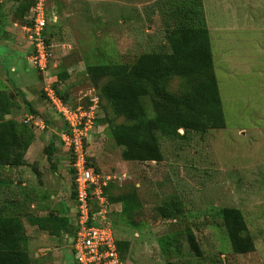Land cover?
<instances>
[{
	"label": "rangeland",
	"instance_id": "rangeland-1",
	"mask_svg": "<svg viewBox=\"0 0 264 264\" xmlns=\"http://www.w3.org/2000/svg\"><path fill=\"white\" fill-rule=\"evenodd\" d=\"M22 2L0 0V87L15 94L14 76L23 79L29 104L16 96L20 108L7 117L31 127L39 146L33 155L43 165L33 162L16 172V208L27 203L35 209L44 204L60 208L59 200H71L70 155L59 140L64 120L44 93L45 86L53 88L57 73L66 70L68 78L57 84L66 104L81 109L95 105L99 127L89 132L85 148L94 165L111 177L108 193L135 188L142 203L135 216L138 228L122 219L119 203L107 213L115 238L129 241L124 264H264V0H202L225 126L190 132L182 139L161 138L159 162L121 157L122 147L106 134L108 123L97 122L104 113H114L85 74L87 62H135L166 45L164 25L171 22L163 21L159 0H46L47 12L56 16L47 24L51 54L45 72L28 59L17 11ZM167 86L178 90L180 80L172 78ZM50 140L56 150L48 159L44 150ZM171 194L182 204V217L176 220L156 210ZM222 206L241 210L253 251L232 253L216 215ZM182 226L192 228L200 257L187 254L184 240L183 257L160 251L157 238ZM70 239L47 236L33 248V264H74L66 247Z\"/></svg>",
	"mask_w": 264,
	"mask_h": 264
},
{
	"label": "trees",
	"instance_id": "trees-1",
	"mask_svg": "<svg viewBox=\"0 0 264 264\" xmlns=\"http://www.w3.org/2000/svg\"><path fill=\"white\" fill-rule=\"evenodd\" d=\"M32 4L33 0H23L18 5L21 24L28 23L26 16ZM157 7L163 21L171 22L164 25L166 45L147 52L135 62L109 60L87 62L85 65L89 82L98 88L99 95L114 113L113 116L104 113V118L97 119V122L108 123L106 134L116 145L122 147L121 157L124 160L159 162L163 159L161 138L182 139L190 132L205 133L225 126L202 0H159ZM2 16L1 14L0 18ZM169 25L172 26L167 27ZM47 27L49 26L45 27L44 35L46 43L50 44L51 31L47 32ZM67 78L68 73L63 70L57 73V80L52 84L56 95L64 103V93L58 90L57 84ZM172 78L180 80L178 90L168 88V81ZM102 79L104 82L100 83ZM17 89L15 95L0 88V166L25 165V152L35 138L26 122L12 116L7 117L20 108L16 96L23 94ZM22 100V103L29 104L24 97ZM117 118H122L123 121L116 122ZM95 125H98L96 121ZM63 126L61 131H66L65 122ZM180 128L183 133H179ZM53 143L50 140L44 150L48 159L56 150ZM72 161L73 157L70 155L69 167ZM96 169L99 170L97 167ZM70 171L72 172L71 167ZM107 186L108 184L102 187L107 202L119 203V215L126 224L134 228L140 227L135 216L142 203L135 188L112 195L108 193ZM74 198L73 186L71 199L74 201ZM90 204L91 210L99 208L94 199ZM156 210L163 218L176 220L182 217V204L175 194H171ZM216 215L220 218L219 225L228 239L232 253L244 254L254 250V240L239 208L222 206L217 208ZM26 220L51 235L58 234L67 223L64 217L53 213L43 216L29 214ZM182 240L187 244V254L201 256L196 235L188 226L159 236L157 243L162 254L183 257ZM27 241L22 215L0 212V264H33ZM115 242L124 262L129 241L116 239Z\"/></svg>",
	"mask_w": 264,
	"mask_h": 264
},
{
	"label": "built area",
	"instance_id": "built-area-1",
	"mask_svg": "<svg viewBox=\"0 0 264 264\" xmlns=\"http://www.w3.org/2000/svg\"><path fill=\"white\" fill-rule=\"evenodd\" d=\"M52 16H55L53 12H47L46 0H33L26 16L28 23L20 24L30 50L28 59L42 72L48 68L51 54V44L46 43L44 30ZM44 93L67 126L66 131L60 132V146L73 157L70 167L75 192V230L71 242L74 264H124L107 216L112 204L102 193V187L111 177L96 169L85 148L89 132L99 127L95 125V105L87 109L70 108L48 85ZM92 199L99 205L97 210H91Z\"/></svg>",
	"mask_w": 264,
	"mask_h": 264
},
{
	"label": "crops",
	"instance_id": "crops-1",
	"mask_svg": "<svg viewBox=\"0 0 264 264\" xmlns=\"http://www.w3.org/2000/svg\"><path fill=\"white\" fill-rule=\"evenodd\" d=\"M11 71L13 72L15 71L13 67L11 68ZM22 82H23V79L20 78V76L19 77L14 76V87L19 88L23 94V96L22 95L21 96L24 97L27 101H30L29 96L27 95V89L23 85ZM4 86L5 85L1 84L0 88L4 89L5 88ZM37 143L38 141L35 136L33 142L29 145V147L27 148L25 152V155H24V160L26 162L25 165H21L18 167H10L7 165L0 166V212L2 214L22 215L23 225L25 227V231L28 237L27 248L33 260H34V257H36L35 254H32L33 248H35L36 245H38L39 243H42V241H44L47 236L52 241L53 239H56L57 237H60V236H65V237L70 236L71 239L69 241V244L66 245V247L70 248L71 250V242H72V237L74 235V230H75V203L72 199L70 200L69 203H67L65 199H63V201L61 200H59V202L57 201L59 203L58 205H60V208L52 207L50 209H47L48 206L44 204V205H39L38 208L35 209L32 204L29 205L28 203L21 210H19V208H16L17 204H15V196H14V190H13L14 185L16 183V180H15L16 172L17 171H19L18 173L22 172L23 169L27 167V165L33 162L43 165L42 160L41 159L37 160V158H35V156L33 155L34 148L37 149L39 147L38 145H36ZM37 172L40 173V170L37 169ZM47 213H53V214L62 216L65 218L67 222L66 226L64 228H61L59 230V233L56 235L48 234L46 231L40 230L36 226L31 225L30 223H27L26 216L29 214L43 216ZM54 252L56 253V251Z\"/></svg>",
	"mask_w": 264,
	"mask_h": 264
},
{
	"label": "clouds",
	"instance_id": "clouds-1",
	"mask_svg": "<svg viewBox=\"0 0 264 264\" xmlns=\"http://www.w3.org/2000/svg\"><path fill=\"white\" fill-rule=\"evenodd\" d=\"M97 126H99V125H97ZM112 206V205H111Z\"/></svg>",
	"mask_w": 264,
	"mask_h": 264
}]
</instances>
